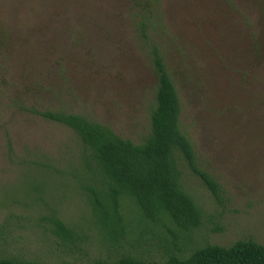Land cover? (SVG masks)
<instances>
[{"label": "rangeland", "instance_id": "rangeland-1", "mask_svg": "<svg viewBox=\"0 0 264 264\" xmlns=\"http://www.w3.org/2000/svg\"><path fill=\"white\" fill-rule=\"evenodd\" d=\"M145 3L0 0V257L93 264L128 253L164 261L175 240L161 225L136 230L123 250L108 248L91 224L87 193L68 173L81 151L76 134L36 113L82 115L135 143L150 134L157 78L138 33ZM147 3L157 10L156 38L197 164L222 188L218 203L188 174L205 219L179 240L182 255L206 244L264 245V0ZM53 212L85 241L63 243L45 220Z\"/></svg>", "mask_w": 264, "mask_h": 264}, {"label": "trees", "instance_id": "trees-1", "mask_svg": "<svg viewBox=\"0 0 264 264\" xmlns=\"http://www.w3.org/2000/svg\"><path fill=\"white\" fill-rule=\"evenodd\" d=\"M146 3L140 7L138 33L148 51L157 89L150 114V134L141 143L124 139L109 126L82 115L35 111L76 134L81 151L78 163L68 173L87 193L91 224L108 248L123 250L125 242L130 243L129 235L138 229L144 235L150 225L164 226L175 240L168 246L163 262H148L124 253L114 260H97L93 264H264V245L253 240H240L230 247L206 244L195 247L187 256L182 255L179 240L199 230L205 219L203 209L187 188L188 174L202 179L218 203L222 200V188L197 164L195 147L183 129L182 102L173 72L156 38L157 10ZM45 220L63 243L74 246L85 241V235L67 225L57 212ZM0 264L42 263L0 257Z\"/></svg>", "mask_w": 264, "mask_h": 264}]
</instances>
